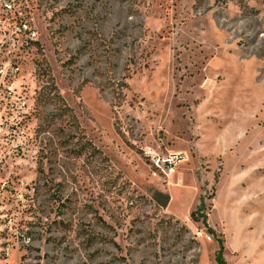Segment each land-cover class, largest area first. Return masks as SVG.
Instances as JSON below:
<instances>
[{"label": "rangeland", "instance_id": "1", "mask_svg": "<svg viewBox=\"0 0 264 264\" xmlns=\"http://www.w3.org/2000/svg\"><path fill=\"white\" fill-rule=\"evenodd\" d=\"M220 245L264 264V0H0V264Z\"/></svg>", "mask_w": 264, "mask_h": 264}, {"label": "trees", "instance_id": "2", "mask_svg": "<svg viewBox=\"0 0 264 264\" xmlns=\"http://www.w3.org/2000/svg\"><path fill=\"white\" fill-rule=\"evenodd\" d=\"M61 110V109H60ZM63 111L61 112H69V116L73 119V127L74 129L72 130L73 132V136L74 138H77L79 137V139L82 138V140H85L84 144L81 146L80 148V152L83 153V152H90L92 151L93 153H99L100 151L98 149H96V147L92 144V142H90L86 137L85 135L82 133V131L80 130L79 128V125L77 123V119L72 115V111L68 108V107H65L62 109ZM71 112V113H70ZM62 113V114H63ZM72 127V128H73ZM205 205H204V200L202 199L201 200V204H200V207L197 209L196 212H193L191 217L193 220L197 219L198 217V214H202L203 217H205L206 219V215L204 214V209H205ZM213 234V232H212ZM223 245H220V250L218 251V254H217V257H216V261L218 264H225L224 261H223Z\"/></svg>", "mask_w": 264, "mask_h": 264}, {"label": "built area", "instance_id": "3", "mask_svg": "<svg viewBox=\"0 0 264 264\" xmlns=\"http://www.w3.org/2000/svg\"><path fill=\"white\" fill-rule=\"evenodd\" d=\"M182 159L183 157L180 154L173 153L166 156H153L151 162L156 171L170 173L174 172L175 166L181 163Z\"/></svg>", "mask_w": 264, "mask_h": 264}]
</instances>
